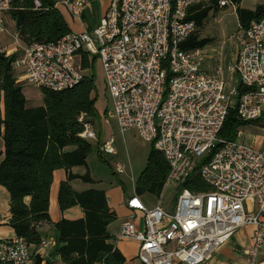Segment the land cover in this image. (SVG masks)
I'll list each match as a JSON object with an SVG mask.
<instances>
[{"label": "built area", "instance_id": "2783aa9c", "mask_svg": "<svg viewBox=\"0 0 264 264\" xmlns=\"http://www.w3.org/2000/svg\"><path fill=\"white\" fill-rule=\"evenodd\" d=\"M13 1L0 0V33ZM206 2L111 0L90 32H70L56 43H33L10 53L1 50L6 56L17 54L12 67L27 86L52 92L73 89L82 81L76 57L83 53L97 57L109 101L107 119L116 121L119 134L133 131L161 153L170 168L168 182L178 187L220 145L198 170L209 193L181 189L173 212L165 210L161 200L153 207L136 195L127 201L131 221L140 213L142 226L136 229L131 221L125 223L117 239L139 245L141 264H207L246 227L254 229L251 245L242 251L247 262L257 264L264 255V154L238 141L219 139L229 111H236L243 122L257 121L264 114V16L239 31L236 61L208 75L198 50L181 49L196 30L188 21L190 9ZM86 4L67 0L63 7L78 19ZM35 5L39 7L38 2ZM220 7L235 10L227 1ZM228 79L249 91L239 95ZM80 121V137L98 143L88 119ZM98 150L103 158L114 156L113 140ZM115 172L124 175V166L117 164ZM248 201L258 213L246 210ZM47 246L42 242L39 248ZM0 264H34V258L25 241L6 240L0 242Z\"/></svg>", "mask_w": 264, "mask_h": 264}, {"label": "trees", "instance_id": "16d2710c", "mask_svg": "<svg viewBox=\"0 0 264 264\" xmlns=\"http://www.w3.org/2000/svg\"><path fill=\"white\" fill-rule=\"evenodd\" d=\"M222 1L235 8L239 31L247 30L251 22L264 16V5H258L252 12L240 8L241 0H207L205 4L190 9L188 21L194 22L196 30L181 45L182 50H202L210 43L209 40H200L199 34L210 13L217 15L228 9L220 7ZM35 2L39 3V7ZM5 15L10 18L24 46L56 43L70 33L62 14L48 0H14ZM16 58L17 54L6 56L0 50V137L5 145L0 163V187L10 197V227L16 238L25 241L28 246L40 244L38 229L50 221L48 212L53 175L58 170H64L67 180L60 186L59 207L61 211L80 207L84 218L63 220L56 225L63 245L59 249L63 264H123L125 258L108 244L112 237L107 228L116 217L110 213L104 193L89 191L77 194L69 185L77 178L71 170L85 167L92 153V146L80 137L83 131L80 119L97 116L94 79L87 74L93 69L95 59L83 53L82 81L73 89L62 92L41 89L43 105L28 109L12 67ZM248 91L239 85V95ZM258 122H243L238 119L236 111L231 110L219 139L235 142L241 128ZM219 148L220 145H217L200 161L188 181L178 187L179 191L186 189L193 194L211 191L198 170ZM169 172L164 156L151 147L146 166L136 181V196L148 195L160 199L168 183ZM81 180L91 182L88 174ZM35 264H40V260L36 259Z\"/></svg>", "mask_w": 264, "mask_h": 264}, {"label": "crops", "instance_id": "0c3cea01", "mask_svg": "<svg viewBox=\"0 0 264 264\" xmlns=\"http://www.w3.org/2000/svg\"><path fill=\"white\" fill-rule=\"evenodd\" d=\"M48 1L60 11L71 33H83L92 31V29L99 24L101 18L108 9L111 0H107L103 3H100L101 0L87 2L83 8L80 18L78 19L72 18L69 12L63 7V2L67 0ZM93 2L95 4L90 5ZM258 5H264V0H241L240 8L253 12ZM228 12L235 20L236 25L233 31H226L225 28L219 27L222 20L220 15L221 12H219L213 21L205 20L203 30L199 34L200 40L210 41L205 48L198 50L201 58V67L205 74L214 75L218 66H221L224 70L227 64L236 61L238 52V36L240 34L239 25L235 10L228 8L227 13ZM212 14L213 13H210L209 16ZM11 25L14 30V35L17 36L12 22ZM81 57L82 54L74 60L76 66L80 69ZM88 57L90 59L92 58L90 56ZM224 77L228 78L226 74ZM22 80L21 73H16V83L22 87V92L27 100L26 107L28 109L41 107L43 105V103L41 104V94L39 93L41 99L39 98L40 100L35 101L36 103H34V101L30 102L26 95V90L29 86H27ZM228 81L231 82V85L237 88L239 87V83L236 79H228ZM108 105L109 101L105 102V105L103 103V106H99L98 102L95 103L97 116L92 119L89 118L88 121L91 123L92 128L98 137V143H89L92 146V153L86 161L87 165L85 167H75L71 170V174L77 178L71 180L69 185L77 194L89 191L104 193L107 201V207L110 213H114L116 217L115 221L107 228L109 235L112 237L108 244L112 245L122 254L125 258V262L123 264H141L137 260L139 245L136 242L117 239L121 226L131 221L132 213L127 209L126 203L133 195H136V181L143 172L134 174L133 167L130 162L129 151L131 147L136 149L140 147L135 145L134 140L137 138L135 132L130 131L121 135L118 133L116 121L114 119H107L105 114ZM263 116L264 114L256 125L246 126L244 127L245 129L241 128L239 130L237 141L264 154V128H258L259 125H263L262 127H264L262 122ZM242 129H244V131ZM244 135H246L247 138L240 141L239 137ZM111 139L113 140L115 155L103 158L99 153L98 147ZM4 150V141L0 137V163L3 160ZM150 151L151 147L148 155L147 152L145 154L146 163ZM117 164L124 166L125 173L124 175L119 176H125V179L131 182V188H126V184L122 181L123 179L118 178L114 180V178L110 176H118L115 172ZM87 174L89 175L91 182L81 180V178ZM66 180L67 173L64 170H58L53 175L48 212L50 221L49 223L42 224L38 229L41 239L40 243L45 242L48 246L41 249L39 248L40 244L38 246H29V251L34 258V264L36 259L40 260V264H63L59 255V249L63 245L60 242V234L56 225L63 220L78 221L84 218V213L80 207H73L65 211H61L59 207L58 193L61 184ZM139 198L145 203V205L148 206L150 203L149 198H151V196L145 195ZM9 204L10 197L8 192L3 187H0V242L17 239L13 229L10 227L11 216ZM165 210L167 209L165 208ZM246 210L255 214L259 211L253 201H248L246 203ZM141 220L142 215L140 213H136L135 218L131 221L135 225L136 229L141 228ZM253 233L254 229L252 227H246L237 231L228 243L223 245L214 255L211 256L207 264H249L245 256L242 254V251L251 245ZM257 264H264V255L260 256Z\"/></svg>", "mask_w": 264, "mask_h": 264}, {"label": "rangeland", "instance_id": "374dc122", "mask_svg": "<svg viewBox=\"0 0 264 264\" xmlns=\"http://www.w3.org/2000/svg\"><path fill=\"white\" fill-rule=\"evenodd\" d=\"M107 0H101L100 3H103ZM90 4V3H89ZM95 3L93 2L90 5H94ZM227 10H224L220 13L222 20L221 23L219 25V27H223L225 28V30L227 31H233L235 28V20L234 17L231 16L229 14V12L227 13ZM218 15V14H217ZM220 17V16H217ZM216 18V14H212L208 17V19H206V21H213ZM4 32L0 33V50H6L8 53L12 52V50L14 48H17V50H19L20 46H24L21 44L19 38H17V42L15 40L16 36L14 35V30L12 28L11 25V20L10 18L7 17V15L4 16ZM95 59V63H94V67L93 69L88 70V73L90 76L93 77L94 79V96L97 98L96 99V103H99V106H103V103L105 105V102L108 101V98L106 96V91H105V84H104V80H103V74H102V69H101V65L99 62V59L97 57H92ZM26 95L28 97V99L30 100V102L34 101V103H36L35 101H38L42 98H40V89H34L32 87H29L26 90ZM40 98V99H39ZM42 100H41V104H42ZM262 122L264 124V116L262 118ZM258 126V125H257ZM263 126V125H262ZM261 125L258 126L259 129L264 128ZM245 129V128H244ZM244 129H242L244 131ZM251 129V128H248ZM242 131V134H243ZM244 137V138H243ZM246 135L239 137L240 141L245 140ZM135 145L140 147L138 149L131 147L130 151H129V157H130V162L132 164L133 167V171L134 174H137L138 172H142L143 169L145 168L146 165V152L148 155V152L150 150V145L144 143L143 141H141L138 136L137 138H135L134 140ZM93 143V142H92ZM136 149V150H135ZM111 160V159H108ZM119 160H123V159H119ZM126 161V160H125ZM123 162V161H121ZM141 170V171H140ZM139 173V174H140ZM112 178H114V180L120 178L123 179L122 181L124 182V184H126V188H131V182L127 179H125V176H116V175H110ZM123 177V178H121ZM178 194H179V189H178V185H176L173 182H168L160 199H156L154 197L149 198V204L148 206L153 207L155 206V204L161 200L162 202V206L164 208H166L168 211L173 212L175 205H176V200L178 198Z\"/></svg>", "mask_w": 264, "mask_h": 264}, {"label": "water", "instance_id": "95a60500", "mask_svg": "<svg viewBox=\"0 0 264 264\" xmlns=\"http://www.w3.org/2000/svg\"><path fill=\"white\" fill-rule=\"evenodd\" d=\"M87 2H92L93 0H86Z\"/></svg>", "mask_w": 264, "mask_h": 264}]
</instances>
